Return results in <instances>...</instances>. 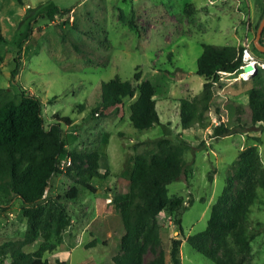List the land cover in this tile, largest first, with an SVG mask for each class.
<instances>
[{
    "label": "rangeland",
    "instance_id": "rangeland-1",
    "mask_svg": "<svg viewBox=\"0 0 264 264\" xmlns=\"http://www.w3.org/2000/svg\"><path fill=\"white\" fill-rule=\"evenodd\" d=\"M52 6L72 9L48 16ZM263 7L264 0H0V100L18 101L23 89L40 97L45 125L54 113L68 116L70 123L62 124L66 151H99L101 174L87 180L93 189L81 184L83 177L75 167L67 169L70 164L52 176L45 195L61 200L70 218L59 233L28 241L22 202L15 199L0 211V246L12 243L0 248V264H10L11 248L32 252L46 239L53 246L43 252L48 264H114L112 256L119 252L124 232L114 199L128 193L134 156L152 148L160 136L190 144L183 155L187 177L182 174L167 185L170 205L182 206L180 225L170 205L157 215L165 264H170L172 238L181 240V264H217L186 238L206 227L211 207L246 147L255 145L264 166V127L250 122L247 108L248 90L264 86V67L248 79L238 72H221L204 86L196 62L202 43L242 48L248 42L252 48ZM18 51L21 65L12 82L10 70ZM256 55L264 61V54ZM115 76L135 84L152 82L158 124L145 130L132 126L129 103L134 97L116 109L93 111L101 83ZM182 97L198 107L208 105L203 119L190 127L179 120ZM220 122L232 132L214 136ZM72 185L78 187L77 196L67 199L65 192ZM240 187L236 182L235 188ZM244 223L250 250L238 252L229 238L234 260L264 264L263 188H256ZM152 255L147 252L144 259Z\"/></svg>",
    "mask_w": 264,
    "mask_h": 264
},
{
    "label": "trees",
    "instance_id": "trees-1",
    "mask_svg": "<svg viewBox=\"0 0 264 264\" xmlns=\"http://www.w3.org/2000/svg\"><path fill=\"white\" fill-rule=\"evenodd\" d=\"M71 9L52 6L46 10V14H66ZM263 13L264 7L261 15ZM263 34L264 27L259 39L264 44ZM201 46L195 72L206 79L204 86H209L221 71L234 72L238 69L241 63L240 46L212 43H202ZM252 50L256 54H264L253 43ZM19 54L18 51L10 70L12 82L21 65ZM133 78L138 81L139 72H135ZM154 93L155 87L148 79L135 84L115 76L101 83L100 99L93 111L97 112L98 107L112 106L116 109L125 98L134 97L129 103V120L137 130L150 129L160 122ZM247 108L250 122L260 123L264 127V86L248 90ZM42 109L40 97L23 89L18 101L12 97L0 100V211L7 209L15 199L22 202L26 207L28 241H33L38 235L47 237L52 231L59 233L69 223L63 202L45 195L52 176L60 171L62 157H70L67 169L75 167L82 175L81 184L85 187L93 189L87 180L101 175L99 151H66L62 124L70 123V118L54 113L53 120L45 125ZM207 109V103L198 107L192 100L180 98L181 125L190 127L202 120L203 111ZM231 132L230 126L220 122L212 134L222 136ZM189 147L185 140L174 142L168 136H160L154 140L152 148L134 156L128 193L114 199L124 229L120 250L112 256L114 264H165L157 215L171 203L167 185L182 174L185 177L188 175V162L183 155ZM236 182L241 183L240 188H235ZM257 187L264 189V166L255 145H250L241 152L234 172L227 177L224 189L213 203L206 227L188 235L187 242L217 264H247L234 260L235 249L228 239L231 238L238 252H249L250 238L245 235L244 220L250 204L256 198ZM77 193L78 187L72 185L66 190L65 198L73 199ZM180 208L179 203L177 206L170 205L171 212H176L174 221L178 225ZM180 243L179 238L171 239L170 264H181ZM9 244L12 243L5 241L0 248L3 250L4 245ZM91 244H94V240ZM52 247V243L46 239L32 252L11 248L10 264H48L43 252ZM147 252L153 255L145 260ZM61 263L65 264L64 261Z\"/></svg>",
    "mask_w": 264,
    "mask_h": 264
},
{
    "label": "built area",
    "instance_id": "built-area-1",
    "mask_svg": "<svg viewBox=\"0 0 264 264\" xmlns=\"http://www.w3.org/2000/svg\"><path fill=\"white\" fill-rule=\"evenodd\" d=\"M240 55H241V63L238 69L234 71V72H238L239 77L248 79L255 74V72L259 67H264V61L253 52L248 42H245L243 44V47L240 50ZM247 64L252 65L253 68L250 70H244V66ZM254 67H256V69H254ZM221 72H226V71H221ZM69 164H70L69 156H65L60 159L61 167L67 166Z\"/></svg>",
    "mask_w": 264,
    "mask_h": 264
},
{
    "label": "water",
    "instance_id": "water-1",
    "mask_svg": "<svg viewBox=\"0 0 264 264\" xmlns=\"http://www.w3.org/2000/svg\"><path fill=\"white\" fill-rule=\"evenodd\" d=\"M263 27H264V13H263V16H262V18H261V20L257 26L255 36L252 40L254 47L257 48L259 51H262V52H264V44L261 43L259 39L261 37ZM252 68H253V66L250 64H247L244 66V70H250ZM254 69H256V67H254Z\"/></svg>",
    "mask_w": 264,
    "mask_h": 264
},
{
    "label": "crops",
    "instance_id": "crops-1",
    "mask_svg": "<svg viewBox=\"0 0 264 264\" xmlns=\"http://www.w3.org/2000/svg\"><path fill=\"white\" fill-rule=\"evenodd\" d=\"M257 7H258V9H259V7H260V4H259V2L257 3Z\"/></svg>",
    "mask_w": 264,
    "mask_h": 264
}]
</instances>
